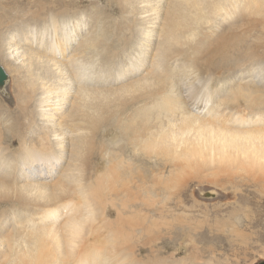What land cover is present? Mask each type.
Segmentation results:
<instances>
[{
    "label": "bare ground",
    "instance_id": "6f19581e",
    "mask_svg": "<svg viewBox=\"0 0 264 264\" xmlns=\"http://www.w3.org/2000/svg\"><path fill=\"white\" fill-rule=\"evenodd\" d=\"M135 1L143 2L115 0L117 8L114 9V2L112 4V0H108L106 6L110 10L137 15L152 11L154 19H159L151 71L135 79L131 78L141 73L154 46V42L151 46L148 44L147 34L153 26L148 29L147 24L156 21L144 19L149 14L139 16L144 19L142 21H134L128 14L114 21L115 26L125 29V35L130 32L131 24L143 25L140 36L146 34L144 43L136 41L132 44V38L125 35L109 41L97 37L80 41L70 60L73 68L60 65L61 72L66 70L71 73L72 85L79 84L70 93L73 94L71 102H61L59 95L65 94V90L58 93L54 104L48 102L49 94L45 91V98H34L32 87L28 93L22 91L21 100V95L14 93L12 88L15 82L18 85L20 68L14 67L16 64L10 61L7 63L10 74L11 69L18 73L17 78L10 75L6 88L14 102L4 103L11 113L8 125L14 127L18 117L20 122L29 124L26 133L29 137L37 132L47 134L35 145L27 139L17 142L24 153L16 152L12 161L5 156L8 151L4 149L13 150L14 147L7 144L11 139H6L4 133V139L0 140V205H15L31 213L29 217L18 218L11 225L13 229L9 230L6 228L8 211H0V264H55L58 259L61 264H143L136 257L141 254L143 243L154 230H159L160 243L165 252L173 248L184 253L180 256L181 262L176 264H194L186 257L189 253L205 256L213 253L212 249L199 248L196 245L198 238L215 245L229 240L233 242L237 236L234 227L258 223L249 217L250 213L244 206L246 193H242L240 187H264V93L251 86H241L228 101L220 103L213 100V91L207 82L210 70L219 64L227 66L226 72L233 63L231 60L244 66L247 56L264 51L261 43L245 47L239 37L228 32L242 25L243 14L248 7L255 3L262 5L264 0H166L167 8L140 5L134 9L132 2ZM69 4L68 0L50 1L48 8L51 12L60 10L49 17L51 25L64 19ZM70 11L69 14L73 15L66 19L69 26L85 15V12L75 11L73 7ZM94 19L97 22L102 18L95 16ZM29 23L35 25L36 21ZM64 25L66 21L60 24L58 31H62ZM214 26L222 28L212 36L207 29ZM195 31L194 41L186 42ZM68 32L67 41L71 43L73 33L70 27ZM42 38L45 36L41 35ZM23 39H29L26 33H17V38H11L13 44L8 45V49L12 48L10 54L22 48L20 41ZM139 43L142 51L135 56L130 49L137 48ZM25 48L19 53L24 60L27 58L35 64L43 59L49 64L50 60L43 55L27 52ZM144 50L147 54L139 56ZM180 52L186 55L182 59L183 68L174 70L175 61L182 57ZM256 65L253 64L250 69L256 68ZM97 79L106 83L131 80L122 83L120 89H116L118 86L96 89L94 83L99 82ZM84 84L87 86L84 87ZM184 84L187 86L186 99L181 94ZM37 89L40 87L37 86ZM120 91L124 93L123 97H117ZM237 100L244 104H232ZM35 101L46 111H39L42 112L39 113L42 114L41 119L31 114L28 108ZM62 103L69 106V113L58 123L51 122L48 118L51 113L47 110L56 113L62 109L59 107ZM108 108H111L109 114ZM71 113L75 114L70 126L72 132L64 124L66 117L74 116ZM68 130L71 135L66 139L65 132ZM56 134L55 141L50 139ZM94 137L99 142L97 197L101 203L110 201L116 212L115 219L110 221L102 209L95 224L91 208H85L80 213H68L70 202L67 200V197L82 191L80 158L83 160L84 152ZM65 139L67 142L64 144ZM64 155L68 156L65 171L76 182L77 190L59 184L56 186L59 192L50 194L41 191L50 190V186L33 180H27L22 185H10V180L18 178L17 164L28 165L30 170L38 162L54 165L57 162L54 160H60ZM4 171L7 174L2 177ZM227 174L234 175L224 181ZM194 182H205L226 191L231 188L233 200L223 203L196 202L191 188ZM203 191L200 192L201 199H210L201 196ZM61 193L67 195L61 196ZM214 194L217 193L214 191ZM248 198L250 201L255 199L254 196ZM97 202L96 198L94 203ZM195 208L210 212L212 222L204 227L201 224L206 221V214L197 220L184 212ZM55 209L58 215L47 217ZM43 212H47L44 213L46 218L38 220ZM63 218L67 219L60 227L51 224ZM104 225L111 228L113 238L109 242L101 234ZM90 238L93 241L90 242ZM88 244L95 247L88 248ZM187 247L191 251L185 253ZM173 258L171 254L169 259ZM195 260L198 264H231L210 258Z\"/></svg>",
    "mask_w": 264,
    "mask_h": 264
},
{
    "label": "rangeland",
    "instance_id": "374dc122",
    "mask_svg": "<svg viewBox=\"0 0 264 264\" xmlns=\"http://www.w3.org/2000/svg\"><path fill=\"white\" fill-rule=\"evenodd\" d=\"M50 1L51 0H0V64L4 69L6 68L5 72L9 75L8 79H10V75L12 77H18V73L15 71V69H11V74L9 73V66L7 64L9 63V61L16 64V66L14 67L20 68V79H17L18 85H16L15 82L14 85H12V88L14 93L17 92L21 95V100L22 91L26 90L28 93L30 91V87H32L31 95L34 98H37L39 96L45 98V95L43 94V91H45L49 94L48 102L50 104H54V102L57 100L56 97L58 93H60L62 90H65V94L59 95V98H62L61 102H71L73 99V94L70 93L72 89L76 90L79 84L76 83L75 85H72L73 78L72 75H70L71 73L69 74V72H67L66 70H62L61 72L60 65H70V67L73 68V64L70 63V60L75 54L76 48L79 46L80 41L84 38L86 39L89 37H97L105 38L107 39V41H109L111 39H120L125 35V29L115 26L114 21L120 18V16L127 15L128 13H121L116 10L114 11V9L117 8L115 0H112V4L114 2L113 5L115 7L113 6L114 9L111 10L106 7L108 6V0H80L79 2L77 0L78 3L68 0L70 4L67 8L68 12L64 14V19L52 25L50 24L49 17L52 13V15H55V13H59L60 10L51 12L52 10L48 8ZM165 1L166 0H143L142 3H138V1L132 2V5L134 9L139 7L140 5H145L147 6V8H167ZM71 7H73L75 11L79 10L85 12V15L82 16L81 20H74L73 23H71V25L69 26V22L66 19L68 16L73 15L69 14L71 12ZM145 14L149 15L146 16ZM128 15L131 16L130 19L134 21H142L144 19L149 20V18H151L152 21H156L152 23L149 22L147 24L149 26L148 29L153 26L152 31L150 33H147L149 34L148 44L151 46V44L154 42V46L151 49L150 55L148 54L149 57L146 59V65L141 73L139 75H136L134 78H131L135 79L145 74L146 72L151 71V60L157 40L159 19H154L152 11L138 15L137 13H129ZM143 15L146 16L144 19L139 18V16ZM95 16H98L102 19H99L96 22L94 19ZM104 20H108L109 22H105ZM31 21H36V24H30L29 22ZM64 21H66V25L62 27V31H58V27ZM69 27L72 31L71 33H73L71 37V43L67 41L69 39ZM142 27L143 25L131 24L130 32H128L125 36L132 38V44L136 41L143 42V39L146 38V34L145 36H140ZM30 28L33 29L32 32H30ZM144 28L146 29V25ZM221 28L222 26H214L210 29H207V31L211 32L213 36ZM231 29L232 30L228 32L236 37H239L245 47H253L257 43H261L264 47V4L260 5L259 3H255L251 7H248L243 14L242 25L237 28ZM17 33L20 35L21 33H26V35L29 37V39H23L20 41L22 48L26 47L25 50L27 49V52H34L38 53L39 55H43L45 58L50 60L49 64H46L43 59L37 60L35 64H32L31 61L27 60V58L26 60H24V57L19 55L22 48L18 50L16 49L12 52V54H10L12 48L8 49V45L13 44L11 38H17ZM41 35H44L45 38L41 39ZM195 37L196 31L195 34L188 36L185 41H194ZM140 46L141 44L139 43L137 45V48L130 49V52H132V54H136L135 56H138V52H140V50L142 51V49H139ZM128 47L129 46H127L125 50H127ZM16 52L18 54H16ZM144 53L147 54V50H144L142 54L139 53V56L141 55L142 57ZM180 54L182 57L175 61L177 64L173 67L174 70H181L183 68L182 59L186 55L182 52H180ZM234 61L235 60L230 61L233 63L226 72H224V70L227 68V66L223 64H219L218 66L210 70V79L207 82V85L213 91V100L215 102L225 103L237 92V90L241 86H251L258 92L264 93V51L259 50L247 56L244 66H239L241 63L239 61ZM53 63H55V65ZM255 63H257V67L250 69V66ZM38 66H40V68H42V66L44 67L43 69H36ZM93 66H95V63L91 66L92 70ZM96 67H98V64L96 65ZM80 76H82L81 73ZM131 79L122 80L121 82L110 81L107 83L102 79H97L96 81L99 82L94 84H96V89H109V87L112 86H118L116 89H120L122 83L127 82ZM8 83L5 88H7ZM37 86H39L40 89L36 90ZM86 86L87 85L84 84V87ZM186 87L187 86L185 84L181 86V94L185 99L188 98ZM9 95L10 91L6 89V96L0 98V140L4 139V133L7 137L6 139H11V141H7V144H10V147H14L13 150H7L6 147H4V149L8 151V154L5 156L8 157L10 161H12L16 152L24 153L22 149L18 147L17 142H24L27 139L31 145H35L36 141H38L41 137H44L47 133L37 132L29 137V135H26L27 127L29 124L26 121L20 122L21 119H19L18 117L15 118V121L13 123L14 127H10L7 121L8 116H11V113H9L7 111L8 108L4 106V103H14L11 101L12 96H10V101L8 100ZM123 95L124 93L120 91L117 97H123ZM232 104L244 103L240 100H237ZM39 105L40 104H37V101H35L33 104H29L28 107L31 110V114H34L37 119H41L42 116V114H39L42 112L39 111H44L46 113L45 109L38 107ZM59 107H62V109H59L60 111H56V113L54 110H47L51 113L48 118L53 123H58L67 113H69V106H66L65 103H62ZM110 110L111 108L107 109V114H109ZM71 115L74 116H69L64 119V124L67 125V129H70V132H72L70 126L73 125L72 123L75 119V114L71 113ZM93 119H96V117H94ZM70 132L69 130L65 132L66 139L71 135ZM56 136L57 134L54 137H52L51 135L50 139L54 138L53 141H55ZM59 139L63 140V137L60 136ZM66 139L63 141L64 144L65 142H67ZM98 155L99 142L98 139L94 137L89 147L84 152L83 160L80 158V184L82 187V191L77 194L71 193L72 195L67 197V200L70 202L68 213H80L84 212L85 208H91L93 211L92 216L94 218L93 224L99 221V214L102 209L104 211V216L108 220L113 221L116 217L115 208L112 203L110 201L101 203L99 198L97 197L99 163ZM51 157H53L52 154ZM54 161H57L54 163V165L52 163H34L35 166L31 167L30 170H28L29 168H27L28 165L21 166V163L17 164L18 167L16 169V174L18 175V178H16L17 180L14 181L10 180V185H22L23 183L28 182L27 180H33V182L35 183L39 182L43 185L50 186V190H41L50 194L59 192V190H56V186L59 184H62L61 186H66L71 190H77L78 187L76 182L72 178H70L69 172L65 171V167L68 162V156H61L60 160ZM29 165H31V162H29ZM33 172L35 173L34 179L32 178L34 177V175H32ZM48 173L51 174V176H47ZM2 174H4L2 175V177H5V174H7V172L4 171L2 172ZM233 175L234 174L225 175L224 181H226L230 176ZM8 176H10V174ZM192 185L193 187L191 188L193 190V197L196 202L223 203L225 201L233 200L231 188H228L226 191L218 186L207 184L205 182H194ZM240 189H242V193H246L244 206L250 213L249 217L253 218L258 223H255L252 226L240 225L238 227H234V234H237V236L234 237L235 240L233 242L229 240L224 243L215 245L211 242H207L205 239H201V237L198 238L196 240V245L201 249H212L213 253L209 256L195 255L192 252L189 253L186 257L190 260H193L194 264H198L195 259L202 260L209 258L214 261H229L231 262V264H256L258 261H264V187L254 188L252 186H242L240 187ZM201 190H204L201 196L210 199H201ZM214 191L217 194H214ZM205 192H210L211 197L206 196ZM23 193L24 192H21V194ZM248 194L249 196H254L255 199L253 200L251 198L250 201L248 198ZM65 195L67 194L61 193V196ZM96 198L98 199V202L95 204L94 202ZM235 198L236 196L234 197V199ZM1 203L2 201H0V204ZM173 208L177 210V207ZM0 211L1 213L3 211H8L9 223L8 225H6V228H8L9 230L13 229V226L11 225L18 218H26L31 215L28 210L21 207L17 208V206L15 205H0ZM179 212L181 211L179 210ZM184 212L188 215H192L193 218L197 220L202 219L201 215L206 214V221L202 224L200 223L204 227L212 222V215L210 214V212L199 211L197 210V208L192 211ZM44 213L47 214V212H43L41 217L38 216V220L46 218L44 217ZM55 215H58L57 209L53 211L52 215H49L47 217H53ZM65 219L67 218L60 219L59 222L56 223V218V220L52 221L51 224H57V227H60ZM101 230V234L105 237V240L107 242L111 241V239L113 238L111 228L108 225H104ZM204 230L205 228L202 229V231ZM89 240L90 242L93 241L92 238H90ZM241 240H243V242H241ZM87 246L88 248L95 247V245L89 244ZM188 251H191L189 247H187L185 253H187ZM171 254L174 255L173 260L169 259ZM181 255H184V253L181 254L179 251L174 250L173 248H170L165 252L162 248V244L160 243L159 230H154L151 234L148 235L147 240L143 243V250L141 254L136 258L140 261H143V264H176L179 261L181 262ZM55 264H61L60 259H58Z\"/></svg>",
    "mask_w": 264,
    "mask_h": 264
},
{
    "label": "water",
    "instance_id": "95a60500",
    "mask_svg": "<svg viewBox=\"0 0 264 264\" xmlns=\"http://www.w3.org/2000/svg\"><path fill=\"white\" fill-rule=\"evenodd\" d=\"M8 83V76L0 64V95L6 96V85ZM8 100L10 101V97L8 96ZM206 196H210V192H205ZM257 264H264V261H258Z\"/></svg>",
    "mask_w": 264,
    "mask_h": 264
}]
</instances>
